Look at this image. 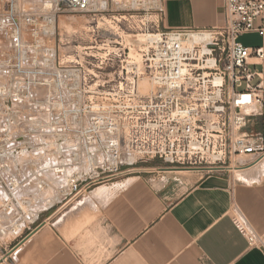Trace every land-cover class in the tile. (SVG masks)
Returning a JSON list of instances; mask_svg holds the SVG:
<instances>
[{"label": "built area", "instance_id": "2783aa9c", "mask_svg": "<svg viewBox=\"0 0 264 264\" xmlns=\"http://www.w3.org/2000/svg\"><path fill=\"white\" fill-rule=\"evenodd\" d=\"M124 1L0 0V234L107 184L135 144L143 157L208 174L264 160V0H225L223 23L206 30H165V0H146L159 18L156 46L144 55L147 95L141 75L101 83L112 52L99 57L95 40L75 51L57 41L63 11L105 14ZM194 34L210 38L190 43ZM250 34L261 44L246 46ZM130 120L139 124L136 139L118 127ZM250 122L259 129L244 132ZM248 156L257 158L245 165ZM237 224L250 246L260 244Z\"/></svg>", "mask_w": 264, "mask_h": 264}, {"label": "crops", "instance_id": "0c3cea01", "mask_svg": "<svg viewBox=\"0 0 264 264\" xmlns=\"http://www.w3.org/2000/svg\"><path fill=\"white\" fill-rule=\"evenodd\" d=\"M165 30L223 23L225 0H165ZM259 40L258 35L250 34ZM264 112V104H263ZM252 122L243 130H258ZM264 134L263 124L259 129ZM97 186L0 242V264H264V160L225 174L158 169ZM242 221L260 244L250 246Z\"/></svg>", "mask_w": 264, "mask_h": 264}, {"label": "rangeland", "instance_id": "374dc122", "mask_svg": "<svg viewBox=\"0 0 264 264\" xmlns=\"http://www.w3.org/2000/svg\"><path fill=\"white\" fill-rule=\"evenodd\" d=\"M147 6L146 0H127L124 1L121 8L110 9L105 14L63 11L58 19L57 41L60 38L65 42L68 41L71 47L68 51H75L79 50L75 47L92 45L91 40H95L96 43L93 44L98 46L99 57L105 56V50L112 52V61L105 62L102 66L101 83H104L105 79L111 78L113 85H118L121 82H126L127 78L141 75L138 83L139 91L142 95H147L153 90V86L145 72L144 55L147 52H152L156 46L153 42L154 35H156L154 25L159 20L157 13L148 10ZM244 41L247 45L254 46L259 40L257 37L249 36L245 37ZM142 73L145 74L142 76ZM129 108H132L131 105ZM129 112L130 116L137 114L135 108ZM119 125L120 127L126 126L127 134H131L132 139H136V135L140 133L139 124L134 120L124 124L119 123L118 127ZM120 131L121 128H118L117 136L121 135ZM144 139L146 140V138ZM120 140L123 141L121 137ZM129 150L130 152H127L126 149L122 150V153H126L127 160L123 167L115 171L112 180L107 183L108 185L125 186L138 177L153 176L161 167H170V169L172 167L170 163H166L152 154L143 157L138 152L136 144L133 147L130 146ZM133 151L135 152L133 153ZM256 158L257 156L244 157L242 163L245 165L253 163ZM229 176L233 181H236L242 179L245 174L232 172ZM39 223L40 220L34 225ZM12 234L15 233L11 230H8L5 235L0 234V242L8 240L9 235Z\"/></svg>", "mask_w": 264, "mask_h": 264}, {"label": "bare ground", "instance_id": "6f19581e", "mask_svg": "<svg viewBox=\"0 0 264 264\" xmlns=\"http://www.w3.org/2000/svg\"><path fill=\"white\" fill-rule=\"evenodd\" d=\"M150 37H152V35H150ZM209 37H210V35H208V34H204V35L194 34L193 36L190 37L191 38L190 43H199V42H202L205 38H209ZM236 172L238 173L239 170Z\"/></svg>", "mask_w": 264, "mask_h": 264}]
</instances>
